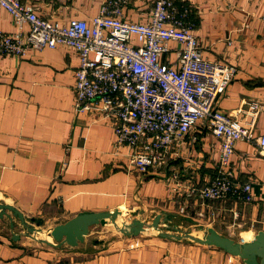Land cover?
I'll return each mask as SVG.
<instances>
[{
	"label": "crops",
	"instance_id": "crops-1",
	"mask_svg": "<svg viewBox=\"0 0 264 264\" xmlns=\"http://www.w3.org/2000/svg\"><path fill=\"white\" fill-rule=\"evenodd\" d=\"M24 1L32 3L41 17L59 24L70 19L89 22L102 3ZM153 1L128 0L124 19L147 21ZM177 1L191 10L188 20L203 57L236 67L237 76L215 107L243 120L237 110L245 101L258 100L264 105V0ZM0 24L8 34L17 31L4 11ZM26 30L24 26L22 31ZM169 47L171 51L161 61L172 64L177 45L171 42ZM78 65L76 52L61 45L30 51L20 59H0V203L11 205L25 219L51 222L52 227L80 213L118 210L136 216L147 212L179 215L190 226L202 221L205 228L223 236L227 235L222 233L224 228H239L240 241H251L264 231V158L254 143L237 142L229 165L235 183L251 184L249 201L228 199L201 205L188 199L186 191L190 186H204L215 176L220 141L210 129L197 124L171 149L166 166L138 173L129 164L128 148H114L110 120L97 110L75 111L73 87ZM254 133H264V109ZM173 173L180 179L177 194L168 185ZM185 205L187 212L180 215L179 208ZM21 231L10 230L9 222L0 220V264H244L213 246L157 236L145 240L122 237L108 248L97 249L99 245L94 243L83 251L79 247L33 246ZM131 243L137 246L131 248Z\"/></svg>",
	"mask_w": 264,
	"mask_h": 264
},
{
	"label": "built area",
	"instance_id": "built-area-1",
	"mask_svg": "<svg viewBox=\"0 0 264 264\" xmlns=\"http://www.w3.org/2000/svg\"><path fill=\"white\" fill-rule=\"evenodd\" d=\"M127 1L101 0L98 15L89 22L70 19L59 24L41 17L30 2L0 0V12L8 13L17 29L8 34L0 24V59H20L59 45L76 52L75 111L97 110L110 120L114 148H128L129 164L141 174L166 166L171 149L197 124L206 125L220 141L215 176L202 187H188L186 197L201 205L228 199L248 202L251 184L235 183L229 165L239 141L254 143L264 158V133H254L263 103L245 101L237 110L243 120L215 107L238 71L203 57L188 20L191 10L182 1L154 0L150 18L139 23L124 19ZM171 42L177 45L176 59L168 64L161 58L171 51ZM168 185L177 194L179 177L171 174ZM187 209L182 206L178 213L185 215Z\"/></svg>",
	"mask_w": 264,
	"mask_h": 264
},
{
	"label": "water",
	"instance_id": "water-1",
	"mask_svg": "<svg viewBox=\"0 0 264 264\" xmlns=\"http://www.w3.org/2000/svg\"><path fill=\"white\" fill-rule=\"evenodd\" d=\"M10 212L15 218L19 220L20 226L23 227L30 234L40 233L41 230L34 229L28 225L24 216L17 211L14 207L8 204L0 203V220L7 218L9 220V229L13 230L14 223L11 216L7 213ZM121 212L115 210L110 213H80L63 224L56 225L50 230L49 237L52 238L54 243L47 241V244L60 247L62 245H68L74 247L78 242L88 235L89 228L95 225H105L108 221L113 225L123 237L134 238L147 231L146 224L138 219L133 220L131 223L122 222L119 226L117 219H120ZM170 215H157L152 224L149 226L154 232L157 233V237L171 240H191L200 245L213 246L221 249L225 253L240 258L244 264H264V231L257 232L251 241H240L223 236L216 232L213 228H209L203 238H196L189 233L177 236L169 233H165L160 229V225L164 226L170 221ZM32 223H35L36 227H40L43 224V220L30 219ZM15 238H19L14 233Z\"/></svg>",
	"mask_w": 264,
	"mask_h": 264
},
{
	"label": "rangeland",
	"instance_id": "rangeland-1",
	"mask_svg": "<svg viewBox=\"0 0 264 264\" xmlns=\"http://www.w3.org/2000/svg\"><path fill=\"white\" fill-rule=\"evenodd\" d=\"M121 212V211H120ZM7 213L11 216L13 223H14V228H20L22 231V235L28 239V242L31 243L33 246H38V247H43L47 244V241L54 243L52 238L49 237L50 230L54 228L52 227L53 223L46 221L40 227H36L35 223H32L30 219H26L28 222V225L30 227H33L34 229L41 230L40 233L37 234H30L28 233L23 227L20 226L19 220L15 218L10 212L7 211ZM124 213V214H123ZM121 212V217L120 219H117V223L120 226L122 222L126 223H131L133 220L138 219L146 224V227H148L147 231L142 233L139 238V240H145L148 237H156L157 233L154 232L152 229L149 228V226L152 224V221L156 216H153V213L147 212L145 214L136 216V215H128L126 211ZM175 215V214H174ZM162 216V215H161ZM170 221L167 223L166 226L163 224L160 225V229L165 232L169 233L172 235H183L184 233H189L190 235H193L196 238H203L204 235L206 234L208 227L205 228V223L202 221H198L196 223H192L194 225L190 226L191 222L186 221L184 218L181 216H170ZM6 219L8 222L9 220ZM2 219V220H4ZM10 223V222H9ZM214 224V223H213ZM7 227L4 224V229ZM239 228H236V230H231L228 231L226 228H224L222 233L227 234L225 236L235 240L236 242H240L242 237H240L238 233ZM123 236L115 230L113 225L108 221L107 224L105 225H95L89 228V233L86 235L82 241L78 242V244L74 247L68 246V245H62L60 247L66 248V249H77L78 247L81 248L83 251L88 250L91 246H93L94 243L99 245L97 249H105L111 246V243L115 241L117 242L118 239L122 238ZM182 241H187V242H192L196 243L191 240H182ZM198 244V243H197ZM116 245V244H114ZM59 247V248H60Z\"/></svg>",
	"mask_w": 264,
	"mask_h": 264
}]
</instances>
